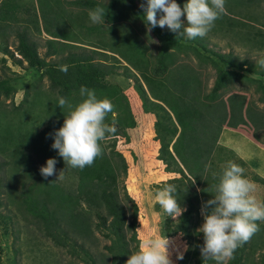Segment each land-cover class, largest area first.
Returning <instances> with one entry per match:
<instances>
[{"label": "trees", "instance_id": "trees-1", "mask_svg": "<svg viewBox=\"0 0 264 264\" xmlns=\"http://www.w3.org/2000/svg\"><path fill=\"white\" fill-rule=\"evenodd\" d=\"M226 1L241 7L237 14L242 18L228 10L220 19L226 26L227 41V35L234 34L239 45L246 47L241 52L221 51L201 37L190 40L167 26L152 29L159 39L155 45L146 32L144 8L137 0H110L108 4L74 0L72 11L61 0H0L1 60L5 66L10 58L37 74L23 87L24 75L0 74V194L7 200L0 199V205H14L28 225L36 226L70 257L66 264L80 260L84 264H126L129 255L139 250L140 208L125 183L129 164L118 148L121 139L131 140L127 129L138 124L132 98L140 112L155 115L154 140L158 144L148 149L152 152L149 158L162 162L166 173L176 174L164 185H175L174 196L184 209L175 222L167 217L162 235L184 237L187 249L181 264H216L211 259L203 261V233L196 227L202 204L215 194L218 174L233 161L231 151L219 144L220 136L225 128L239 129L249 122L255 131L264 129V111L258 105L264 104V67L258 63L264 59V0ZM177 3L183 6L182 0ZM98 5L106 8L108 24L90 21L88 12ZM84 33L92 38L88 49L83 46ZM42 41L47 48L44 55L39 51ZM106 50L116 54L118 62L125 61L119 62L121 72L115 70L118 65L110 69L105 63ZM251 51L260 54L253 60L247 55ZM190 56L196 57L197 63ZM60 65H68L67 74L59 70ZM209 67L213 73L208 72ZM111 75L134 79L129 85L133 94L112 82ZM81 86L94 89L100 99H109L117 113L106 117L107 123L115 120L117 133L100 142L102 156L82 170L66 166L48 135L59 129L68 115L66 107L58 106V96L75 105L82 100ZM20 88L23 98L16 105L14 97ZM250 92L257 101L250 100ZM3 97L11 99L12 106L3 102ZM254 134L260 139L258 132ZM49 158L57 160L56 170H63L64 175L60 181H67L68 186L41 175L39 164L46 165ZM233 162L242 168L245 164ZM255 179L264 184L263 178ZM42 181L48 184L46 195L36 189ZM10 220V215L0 212V222ZM257 224L259 231L235 250L227 264H264V222ZM98 233L110 241L106 253L94 252L101 240Z\"/></svg>", "mask_w": 264, "mask_h": 264}, {"label": "clouds", "instance_id": "clouds-1", "mask_svg": "<svg viewBox=\"0 0 264 264\" xmlns=\"http://www.w3.org/2000/svg\"><path fill=\"white\" fill-rule=\"evenodd\" d=\"M141 7L149 30L167 26L169 31L190 40L206 36L215 26V21L226 13L225 0H186L182 7L177 0H147L146 7ZM157 13H161L159 19ZM88 15L92 23L102 24L107 10L98 5L90 9ZM182 17L186 18V26ZM258 63L264 67V59ZM59 70L67 74L68 65H60ZM79 94L82 100L75 105L66 97L58 96V106L66 107L68 115L63 125L48 135L53 139L51 147L58 151L66 166L82 170L102 156L100 142L114 136L117 128L114 119L111 123L106 122L107 115L113 113L114 108L109 99L98 98L94 89L85 86H81ZM56 164L55 158L47 159L46 165L40 168L41 175L45 179L55 175ZM62 173L63 170L58 179ZM213 188L215 194H212V199L201 207L204 219L199 229L204 238L201 257L204 262L211 259L216 264H227L235 250L259 231L257 221H264V202L254 195L255 183L246 178L244 169L233 161L223 166ZM176 191L175 185L166 184L155 194L157 203L173 218L184 211L174 196ZM168 243L167 237H146L139 250L129 255L126 264H172Z\"/></svg>", "mask_w": 264, "mask_h": 264}, {"label": "rangeland", "instance_id": "rangeland-1", "mask_svg": "<svg viewBox=\"0 0 264 264\" xmlns=\"http://www.w3.org/2000/svg\"><path fill=\"white\" fill-rule=\"evenodd\" d=\"M73 1L74 0H61V3H64L66 6H69L72 11L75 9L74 6H71ZM103 2L105 4H108L110 0H103ZM182 2L184 4L186 0H182ZM137 4L140 7L141 5H144L146 7L147 0H137ZM225 8H226V13H228L229 10L230 13H232L233 15L236 14L238 18H242L241 15L237 14L239 13V9H241L240 5H238L237 2L231 1L227 3V1L225 0ZM160 15L161 13H157V19H159ZM181 19L186 26L187 23L186 18L182 17ZM220 19L216 20L215 26L207 33L206 36L201 38L205 39L207 43L209 42L208 44L211 47H217V46L221 47L220 49L221 51L227 52L229 50L231 51L234 49L235 51L241 52L242 50H245L246 48L245 46L239 45V41L237 40L236 35L234 34L227 35L229 36V39L227 41V39L224 36L225 35L224 28L226 26L224 20L220 21ZM140 22L142 21L139 20L138 23ZM105 23L108 24V22ZM30 28H32V26H30ZM74 31L75 33L78 34L82 33L80 29H75ZM146 32L152 37L154 44L157 45L159 43V39L152 31V29L149 30V28L146 26ZM84 34L86 41L84 43L85 45L83 46L87 48L86 45L89 44V42L90 43L93 42H92V38H90L91 39L90 40L88 39L86 33ZM37 36H38V41H40L41 36L39 34H37ZM95 36L96 34L92 35V37L94 38ZM100 36L102 38L104 37L102 33H100ZM97 43L98 42L96 41L95 44ZM46 49L47 48L45 44L43 47H39V51L42 55H44ZM106 52H108V50H106ZM259 54L260 53H256V51H251L247 55L253 58L254 60L259 56ZM115 55L116 54H114L113 56L112 52H108L107 53L108 58L105 60L106 61L105 63L108 65L110 69L118 65L115 67V70L121 72L123 69L122 66H120V63L125 64V61H121V62L119 61L120 62L119 63L116 60L117 55L116 56ZM2 57H4V54H2L0 50V74L2 73L5 74V72L7 71L11 75H15V74L24 75L25 79H22L20 82V86L22 87L27 85L28 82H32L37 78V74L35 70L28 72L26 69H24V66L20 67L14 64L12 59L10 58H8L7 63L4 66V63L1 60ZM190 57L192 58V61L194 63H197L196 57L194 56H190ZM49 59H52V57H50ZM57 59H58L57 57L54 58V60ZM8 67L10 71L7 69ZM210 71L213 73V71L209 67L208 72ZM136 76H138V74H135L134 78H136ZM110 80H112V82H115L116 84H119L124 89H126V93L128 95L133 94L132 90H129L131 88L129 85H133L134 79L129 81L126 77L111 75ZM208 81H209L208 87L211 88L214 82L213 76L209 77ZM43 83H45L43 84L44 86L43 88H46L48 86V83L46 81H44ZM248 95H250V100L252 97L257 101V96H254V94L252 95V92H250ZM14 98H15L14 99L15 104L16 105L19 104L23 98L22 88L19 89V91L17 92ZM132 99H133V104H135L134 105L135 113H136L135 117H137L138 124L135 128L127 129L131 138L129 142L124 140L125 138L121 136L124 139H121L119 141L118 148L125 154V157L127 158L129 164V173L125 183L128 187L131 196L136 200L140 208V214H139L140 227L138 231H139V238L141 245V243L144 241L146 237L149 236L165 237L161 233L162 231L161 226L168 219L167 218L168 215L167 213L164 212V210L155 200V194L158 190L162 189V187L165 186L164 185L165 181L174 178L176 174L166 173L164 171V165L162 164V162H156L153 159L149 158V153L152 154V152H149L148 149H150L153 145L158 144L154 140L155 138L154 123L156 118L155 115L140 112L141 108L140 105L137 104L136 102L137 100L135 98ZM1 100L5 102L8 106H12L11 99H5L3 97ZM258 105L259 108H262L264 111V104L258 103ZM114 115L116 116L117 113H114ZM256 132L259 133L260 139H257L256 135L254 134ZM219 144L224 145L225 147H227L228 151H231V154L234 155L233 161H237L238 163H240L239 161L240 159H242V161L245 163L243 165L244 175L246 178H248L249 180L255 183L256 192L254 193V195L259 201L263 202L264 184L257 181L255 179V176L264 179V153L261 154L262 153L261 150H263L264 152V129L255 131L254 126L250 122L245 126L242 125L239 129L225 128L220 136ZM239 151L242 153V155L239 153ZM218 154L220 155V153ZM239 154L243 158H241ZM253 162H255L254 164L255 167L251 166ZM39 166H45V165L41 163L39 164ZM60 172L61 171L56 170V174L53 175L52 177L56 178L57 180L56 182H58L61 186H68L69 184L67 183V181H60V180H64L63 173L61 177L58 179ZM27 181H31V180H27ZM174 184H176V182H174ZM47 186L48 184L46 183V181H42V183H39L36 187L38 194L46 195L47 194L46 190L48 188ZM71 186L73 187L74 184H72ZM20 187L21 186H18L17 189H19ZM0 199L3 202L7 201L5 200V195L3 194H0ZM0 212L11 216V220L8 221L7 223L0 222V247L2 248V250H0V264H14L13 263L14 260H16L15 262L16 264H66V261L70 257L67 254H65L63 251L60 252L61 250L59 251L58 247L54 245L53 241H51L49 238L42 236V232L35 229L36 226L30 223L28 225L23 220L20 213L18 212V209H16L14 205L4 203V205H0ZM177 217L171 218L173 222L176 221ZM197 222L198 225L196 228L199 230L201 225L204 223V219L203 216L201 215V211H200V216L197 219ZM98 236L100 237L101 240L98 244V247L94 248V252L106 253L107 250L105 248V245L109 244L110 241L109 239H105L99 233ZM167 239L169 241L168 252L172 264H181V260L187 249V243L184 237L181 234H177L175 236L167 237ZM181 256L182 258H180ZM76 264H84V263L82 260H80L79 262L77 261Z\"/></svg>", "mask_w": 264, "mask_h": 264}, {"label": "crops", "instance_id": "crops-1", "mask_svg": "<svg viewBox=\"0 0 264 264\" xmlns=\"http://www.w3.org/2000/svg\"><path fill=\"white\" fill-rule=\"evenodd\" d=\"M43 43H45V42L43 41ZM258 152H260V151H258ZM261 152H262L261 154L264 153L263 150H261ZM239 153L242 155V153H241L240 151H239ZM240 154H239V156H241ZM241 158H243V157L241 156ZM240 161H242V159H240ZM250 164H251V163H250ZM254 164H255V162H253V164H251V166H254V167H255Z\"/></svg>", "mask_w": 264, "mask_h": 264}]
</instances>
